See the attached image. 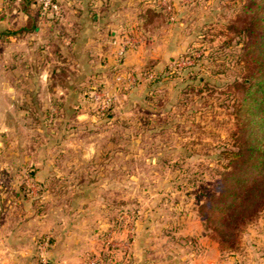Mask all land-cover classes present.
Returning a JSON list of instances; mask_svg holds the SVG:
<instances>
[{"label":"rangeland","instance_id":"obj_1","mask_svg":"<svg viewBox=\"0 0 264 264\" xmlns=\"http://www.w3.org/2000/svg\"><path fill=\"white\" fill-rule=\"evenodd\" d=\"M75 1L58 0L57 21L41 15L33 61H11L24 47L0 43V201L11 212L2 218L28 217L30 263L48 239V264L56 241L75 264H264V209L221 251L211 207L234 150L232 83L243 73V40L229 26L256 0H112L104 14L117 54L84 61L88 28L59 61V37L79 29L66 10ZM86 1L76 9L99 22L106 3Z\"/></svg>","mask_w":264,"mask_h":264},{"label":"trees","instance_id":"obj_2","mask_svg":"<svg viewBox=\"0 0 264 264\" xmlns=\"http://www.w3.org/2000/svg\"><path fill=\"white\" fill-rule=\"evenodd\" d=\"M6 3L9 22L14 20L16 15L12 12L15 10L28 16L24 27L27 33L37 30L41 9L33 0H6ZM238 16L242 22L237 20L229 26L230 32L243 40L240 59L243 73L232 83L240 93L235 104L237 130L233 134L234 150L224 153L226 166L221 175L222 190L211 197V207L221 216L219 228L215 229V241L221 251L232 250L233 245H226L234 244L237 232L253 222L264 209V0L243 4ZM45 17L57 21L54 17ZM7 202L0 201V220ZM108 257L112 259L107 252L101 255L103 262Z\"/></svg>","mask_w":264,"mask_h":264},{"label":"crops","instance_id":"obj_3","mask_svg":"<svg viewBox=\"0 0 264 264\" xmlns=\"http://www.w3.org/2000/svg\"><path fill=\"white\" fill-rule=\"evenodd\" d=\"M85 1L86 0H76L75 8L66 9L69 11V13H72L71 11H73V15L74 14L77 15L74 18H72V20L73 22H75L74 24H76L77 23L76 21H78L80 25H79V29L77 25L75 27V30L71 28L66 29L67 31L65 32L72 31V33H69L70 42L66 43L65 41V43H63L62 38L64 36L59 37L60 43L57 45L58 48L54 47V55L59 58V61H64L62 60L63 58H61L60 56L61 55L60 53L63 52L64 45L68 44L69 45L68 49L72 53L74 52V50H79V44L76 45V42L78 43V40H80V37H79L80 34L81 33L85 34L88 28H89L88 30L91 31V35H92L91 36L92 40H90L92 42L91 43L92 47H88L87 45L88 43L87 44L85 43V45H81L80 49L83 48L82 52H85V57H86L84 61H99V60L108 61L109 58H112L113 54L115 55L117 54V50L119 46H116V44L114 43L111 44L114 38H115V42L116 40H118L116 36H114V34H117V31H113V29L112 30L110 29V28H113L115 21L110 19L111 17L108 16L110 14V11L107 15L104 14L105 12L109 10L108 7L110 6V4L112 5V0H109V1L103 0L106 4H105V8L101 7L102 18L101 20H98L100 22V25H98L99 22L97 23L91 22V20H89V16H88V19H86L87 18L86 15L85 16L80 15V13L78 12L79 8H81V10L83 9V7L79 6V4ZM89 1H86V2H89ZM92 3L94 4V7L97 6V4L95 3V0H92ZM6 5L7 4L3 0H0V43L1 44L3 43L6 49H11V48H14L15 46L19 48L18 44H21V48L24 47V49H21V55H19L18 52L11 53L10 55L11 61L15 59L16 60L21 59V61H33L34 60L33 53H32L33 49L35 48V46L36 48H38L39 44L44 43V41L40 42L41 41L40 36H41L43 24H41L40 22L38 24L37 30L34 33H27V31L24 30V27L27 24L28 16L23 13L16 12L14 10L12 12V15L15 14L16 16L13 21L9 22L7 20L9 15L7 13ZM65 15H66V12H65ZM92 18L96 19L95 16H93ZM96 25L98 26L96 27ZM19 30H21L22 32L20 33ZM50 30L51 28L49 29V31ZM9 31L16 32L17 34L8 35ZM61 34L63 35L62 32ZM107 35L110 37V39H108ZM82 38L84 39L85 36ZM109 40L111 41V43ZM75 45L76 47H74ZM39 48H43V47H39ZM87 50L89 51V55L88 53H86ZM6 212L11 213L9 210H7ZM28 220H29L28 217L26 215L22 217V214L16 217H12V219L9 216V214H7L6 218L4 219L2 218L0 220V264H34L30 262H31V259L34 258L36 255L37 238L31 237L30 234L28 233L29 231L27 229H24L25 224L27 225L28 224L27 222H29ZM42 227H44V225H42ZM64 250H65L64 244L61 245L60 241H58V243L56 241V243L54 244L52 248V251L50 252L51 257L55 261L54 264H75L77 260L75 258L74 251L72 250L64 251ZM214 257L219 258L220 253L218 252L217 255L215 253ZM134 258H137L136 254H134ZM135 260L136 261L132 262L131 264H149V262L141 263L140 261H138V259H135ZM189 264H195V263L193 261H190Z\"/></svg>","mask_w":264,"mask_h":264},{"label":"built area","instance_id":"obj_4","mask_svg":"<svg viewBox=\"0 0 264 264\" xmlns=\"http://www.w3.org/2000/svg\"><path fill=\"white\" fill-rule=\"evenodd\" d=\"M41 9V15L58 17L60 14V6L58 0H34ZM124 51V46L121 52ZM49 247V240L45 239L39 244L40 254L38 264H48L45 254ZM99 259L93 258L88 261V264H95Z\"/></svg>","mask_w":264,"mask_h":264}]
</instances>
